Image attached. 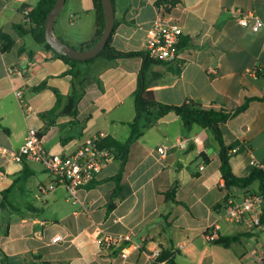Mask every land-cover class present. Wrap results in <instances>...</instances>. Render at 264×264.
Here are the masks:
<instances>
[{"label":"crops","instance_id":"obj_1","mask_svg":"<svg viewBox=\"0 0 264 264\" xmlns=\"http://www.w3.org/2000/svg\"><path fill=\"white\" fill-rule=\"evenodd\" d=\"M36 3L0 0V32L12 38L0 49V264H258L264 225H253L251 216L229 221L222 213L229 197L258 191L259 183L224 187L219 144L208 127L160 116L131 143L119 181L113 157L74 192L56 184L40 162L15 156L31 127L42 133L48 151L70 152L100 131L124 142L135 116L142 57H95L77 63V75L67 73L69 64L52 49L15 29L30 27L27 13ZM112 3L110 44L118 50H144L147 28L159 17L178 23V61L151 64L148 89L165 104L193 100L230 112L220 131L225 145L238 147L229 153L232 172L264 171V99L258 98L264 96V28L252 32L237 20L241 12L264 19V0H180L170 12L154 0ZM65 7L54 19V35L84 49L96 36L95 0H65ZM42 81L46 86L35 90ZM81 83L72 114L69 95ZM53 88L60 104L46 113L56 103ZM246 99V108L234 111ZM174 182L177 202L164 195ZM213 224L217 237L235 239L223 245L208 238ZM102 233L129 237L122 245L127 254H120L121 246L100 247ZM55 235L61 239L53 241Z\"/></svg>","mask_w":264,"mask_h":264},{"label":"trees","instance_id":"obj_2","mask_svg":"<svg viewBox=\"0 0 264 264\" xmlns=\"http://www.w3.org/2000/svg\"><path fill=\"white\" fill-rule=\"evenodd\" d=\"M55 0H37V3L31 7V9L27 13V17L30 20L31 24L28 29L24 28L20 24L15 25V29L19 35L29 34L36 42L43 44L45 47L52 49L54 55L64 60L67 64H69V68L67 69V73L77 75L78 70L76 69V64L80 62H89L97 56H101L106 59L114 60L120 57H131V56H140L142 57V63L136 78V88L134 91V107H135V116L134 119L128 123L130 127V133L128 138L121 142L115 139L112 136H106L102 144L111 149L114 154V158L119 161V170L114 175V179L119 181L122 172L124 170L125 163L128 158V152L131 143L138 138L144 129L145 126L150 124L153 120L158 117L164 115L169 111H175L177 115L182 119L184 125L186 127H191L194 124H197L202 127H208L214 134L215 139L219 144V158H220V174L224 179V187L229 189L231 187L236 188H247L254 181H258V190L260 192H264V171L259 167H253L251 171L247 175L237 176L235 175L230 166L229 162V150L235 146L225 145L222 133L220 131V123L224 122L229 116L230 112L224 111L222 109H213V108H205L201 106L199 103L193 100H187L186 102L180 105H169L162 103L156 100L152 94V91L148 89V81H147V72L151 64L158 62L152 58L147 51L145 50H130V51H122L111 46V35L109 37L108 43L103 48V50L95 57L86 59V60H77L69 58L66 55L60 54L56 52L45 40L44 36V22L46 19V15L51 9ZM180 0H154L155 6L162 9L164 12H170L179 2ZM95 8L97 11V29L96 36L94 38L93 43L100 36L103 25V8L101 0H95ZM12 43V38L4 33L0 32V49L6 50L10 47ZM92 43V44H93ZM92 44H88L85 48L91 46ZM84 48V49H85ZM99 83V81H98ZM46 86V81H42L38 85L34 87L35 90H39ZM53 91L56 96V103L54 107L46 113L54 112L60 104L61 93L58 89L53 88ZM84 91V87L82 83L80 87H73L71 94L68 99V108L72 114L76 112V102L80 98ZM259 99H264L263 97H258ZM248 104V100L239 106L234 111H241L246 108ZM41 133V132H40ZM42 134V133H41ZM177 182H174L171 187L164 192L166 199L173 200L175 202V190L177 187ZM119 185L116 187L115 193L117 194V189ZM229 194L225 195V199H227ZM113 203H110L108 206L111 208ZM260 224L264 225V214L261 216ZM235 239V236H218L215 241L221 243L223 245H228L232 240ZM260 264H264V261Z\"/></svg>","mask_w":264,"mask_h":264},{"label":"built area","instance_id":"obj_3","mask_svg":"<svg viewBox=\"0 0 264 264\" xmlns=\"http://www.w3.org/2000/svg\"><path fill=\"white\" fill-rule=\"evenodd\" d=\"M237 20L240 25L252 32L264 28V19L251 12H241ZM181 34L182 28L178 23L159 17L147 28L144 50L159 61H178ZM177 63L180 66V62ZM20 93V91H16L18 96ZM22 105H24L23 102ZM106 136L104 132L100 131L85 138L78 147L70 152H50L44 147L40 131L31 127L15 156L22 160L29 159L40 162L45 170L53 176L56 184L63 185L70 192H74L79 187L88 185L103 165L114 157L111 149L102 144ZM237 149V146H233L229 152H235ZM157 150L164 154L166 148L160 146ZM263 214L264 192L251 190L239 198L229 197L225 202L222 216L229 221H242L251 216V223L260 225ZM217 229L218 224H213L206 229V236L208 238L217 237ZM58 239H61L60 235L52 237L53 241ZM124 240H129V237L112 233H102L97 238V242L102 248L110 249L121 246V255L127 254L128 248L126 245L122 246ZM256 257L258 264L264 261V244L260 245Z\"/></svg>","mask_w":264,"mask_h":264},{"label":"water","instance_id":"obj_4","mask_svg":"<svg viewBox=\"0 0 264 264\" xmlns=\"http://www.w3.org/2000/svg\"><path fill=\"white\" fill-rule=\"evenodd\" d=\"M65 0H55L51 9L46 15L44 22V36L46 42L58 53L68 56L72 59L86 60L97 56L108 43L109 37L114 28V7L112 0H101L103 8L104 25L98 39L85 49H76L67 45L61 39L54 35V19L60 12ZM177 116L175 111H169L161 116V119L167 120Z\"/></svg>","mask_w":264,"mask_h":264},{"label":"rangeland","instance_id":"obj_5","mask_svg":"<svg viewBox=\"0 0 264 264\" xmlns=\"http://www.w3.org/2000/svg\"><path fill=\"white\" fill-rule=\"evenodd\" d=\"M61 9H63V10H61L59 13H60V16H62L63 14H64V12H65V10H66V7L65 8H61ZM58 15V14H57ZM58 20H59V18H58ZM57 20V21H58ZM103 57H101V56H97L96 57V59H102ZM261 238H263L262 236H260ZM260 240V239H259Z\"/></svg>","mask_w":264,"mask_h":264}]
</instances>
